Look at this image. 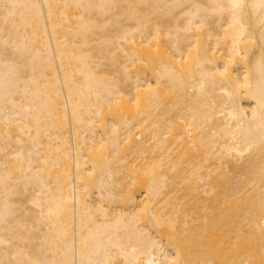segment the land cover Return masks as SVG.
<instances>
[{
  "label": "bare ground",
  "instance_id": "obj_1",
  "mask_svg": "<svg viewBox=\"0 0 264 264\" xmlns=\"http://www.w3.org/2000/svg\"><path fill=\"white\" fill-rule=\"evenodd\" d=\"M0 264H264V0H0Z\"/></svg>",
  "mask_w": 264,
  "mask_h": 264
},
{
  "label": "rangeland",
  "instance_id": "obj_2",
  "mask_svg": "<svg viewBox=\"0 0 264 264\" xmlns=\"http://www.w3.org/2000/svg\"><path fill=\"white\" fill-rule=\"evenodd\" d=\"M141 55L148 60V72L150 73V76L156 74V68L157 65L160 63V54L159 52L153 53V52H142ZM144 65V63H143ZM154 66V67H153Z\"/></svg>",
  "mask_w": 264,
  "mask_h": 264
}]
</instances>
